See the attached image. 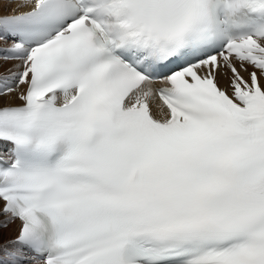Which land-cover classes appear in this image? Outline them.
<instances>
[{
  "label": "snow or ice",
  "instance_id": "6c2138e0",
  "mask_svg": "<svg viewBox=\"0 0 264 264\" xmlns=\"http://www.w3.org/2000/svg\"><path fill=\"white\" fill-rule=\"evenodd\" d=\"M0 13V264H264V0Z\"/></svg>",
  "mask_w": 264,
  "mask_h": 264
},
{
  "label": "bare ground",
  "instance_id": "6f19581e",
  "mask_svg": "<svg viewBox=\"0 0 264 264\" xmlns=\"http://www.w3.org/2000/svg\"><path fill=\"white\" fill-rule=\"evenodd\" d=\"M9 7L11 8H15L16 7V4L13 2L9 5ZM25 9H21V11H24ZM3 14H7V13H0V15H3ZM3 47H6V45H4L2 42H0V49H2Z\"/></svg>",
  "mask_w": 264,
  "mask_h": 264
}]
</instances>
